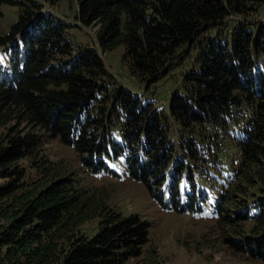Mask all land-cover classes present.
Segmentation results:
<instances>
[{"label": "trees", "instance_id": "trees-1", "mask_svg": "<svg viewBox=\"0 0 264 264\" xmlns=\"http://www.w3.org/2000/svg\"><path fill=\"white\" fill-rule=\"evenodd\" d=\"M76 2L75 19L98 27L100 49L123 46L124 63L143 81L194 54L167 112L182 153L174 154L166 114L122 86L109 90L98 50L73 53L67 24L43 2L0 0V16L2 5L19 9L0 37L9 56L0 63V124L17 113L31 126L0 132V264H126L148 241V221L111 209L102 187L81 186L72 171L37 154V128L72 146L90 172L124 156L128 173L166 209L202 211L208 191L196 179L221 178L218 225L236 236L234 226L252 221L249 235L230 231L224 241L264 262V22L216 29L264 12V0ZM22 159L39 175L29 184ZM94 218L96 232H85ZM151 254L143 263L159 264Z\"/></svg>", "mask_w": 264, "mask_h": 264}, {"label": "rangeland", "instance_id": "rangeland-1", "mask_svg": "<svg viewBox=\"0 0 264 264\" xmlns=\"http://www.w3.org/2000/svg\"><path fill=\"white\" fill-rule=\"evenodd\" d=\"M37 1L43 2L45 12L67 24L66 32L72 41L73 53L80 46L94 47L98 50L106 70L105 85L109 90L122 86L132 94L139 96L143 102H151L167 117L170 97L175 91L180 90L182 75L193 63L191 60L194 57L193 53L187 55L183 64L172 67L165 75L152 82H146L130 73L122 59L123 46L105 52L100 49L96 40L98 27L95 25L83 26L74 17L77 13L76 0H59L54 5L43 0ZM1 10L0 37L8 33L9 26L17 20L19 13L16 6L2 5ZM240 21L243 23L264 22V12H252L245 17L234 16L229 22L219 23L216 29L219 27V30L223 31L226 26H235L236 22ZM8 59L7 52L0 45V63L8 64ZM167 118L170 126V141L176 145L174 154L180 157L182 152L177 146L179 127L170 116ZM11 126H18V129L23 132L31 129L26 120L20 122L17 113L12 115V118L5 124H0V132L5 133ZM35 132L40 136V144L37 148L39 156L46 157L56 165L72 171L83 187H102L108 197V205L111 209L122 215L137 214L141 219L149 222L148 241L142 248V255L138 258L128 259L126 264H136L137 262L144 264L145 260H151L152 249L159 264H264L262 261L251 258L245 252L233 250L224 241V237L233 229L227 226L220 227L217 223L215 199L216 193L221 187V178L212 175H209V179L206 177L197 178L196 183L200 184L202 191L204 193L208 191L206 195L209 202L199 212H178L162 207L151 196L146 186L128 173L124 156L107 161V167L99 172H90L83 166L72 146L62 143L58 138L52 137L48 132L39 128ZM228 155L225 154L223 158L226 160ZM30 161L28 159L20 161L26 170L25 182L27 184L39 178L37 171L31 167L32 162ZM204 168L205 171L208 170L206 166ZM2 181L3 179H0V182ZM209 181L214 186L210 185ZM98 222V218L91 219L81 228L92 234L96 232ZM251 226L252 221L234 226L238 232L236 236L249 235ZM230 236L236 237L232 231Z\"/></svg>", "mask_w": 264, "mask_h": 264}]
</instances>
